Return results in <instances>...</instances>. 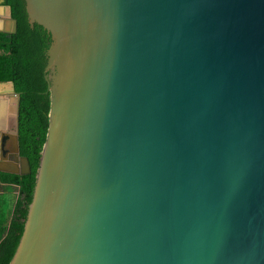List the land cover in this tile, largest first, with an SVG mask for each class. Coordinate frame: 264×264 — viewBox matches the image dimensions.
<instances>
[{
	"label": "water",
	"instance_id": "water-1",
	"mask_svg": "<svg viewBox=\"0 0 264 264\" xmlns=\"http://www.w3.org/2000/svg\"><path fill=\"white\" fill-rule=\"evenodd\" d=\"M26 4L51 107L10 264H264V0Z\"/></svg>",
	"mask_w": 264,
	"mask_h": 264
},
{
	"label": "trees",
	"instance_id": "trees-1",
	"mask_svg": "<svg viewBox=\"0 0 264 264\" xmlns=\"http://www.w3.org/2000/svg\"><path fill=\"white\" fill-rule=\"evenodd\" d=\"M3 4L11 7L18 28L16 33L0 32V82L12 81L21 93L20 152L29 159L32 170L26 175L4 174L7 182L19 187L18 194H13L11 218L0 223V264H10L25 229L49 128L51 99L45 67L52 36L38 23H30L26 0H4Z\"/></svg>",
	"mask_w": 264,
	"mask_h": 264
},
{
	"label": "crops",
	"instance_id": "crops-1",
	"mask_svg": "<svg viewBox=\"0 0 264 264\" xmlns=\"http://www.w3.org/2000/svg\"><path fill=\"white\" fill-rule=\"evenodd\" d=\"M9 13V8L0 0V28L9 29L12 25ZM17 110L18 95L14 92V85L10 82H0V141H5L4 151L14 152L16 149ZM0 153L2 154L1 150ZM8 159L1 156L0 160V223L7 222L8 217L11 218L15 205L13 194H18L19 189L4 179V174H8L6 170L10 169L7 165ZM10 188L12 192L9 191Z\"/></svg>",
	"mask_w": 264,
	"mask_h": 264
},
{
	"label": "flooded vegetation",
	"instance_id": "flooded-vegetation-1",
	"mask_svg": "<svg viewBox=\"0 0 264 264\" xmlns=\"http://www.w3.org/2000/svg\"><path fill=\"white\" fill-rule=\"evenodd\" d=\"M3 1H4V0H3ZM6 6H7V5H6ZM11 16H12V15H11ZM9 29H11V30L13 29L12 25H11V26H9ZM0 32H2V31H0Z\"/></svg>",
	"mask_w": 264,
	"mask_h": 264
}]
</instances>
